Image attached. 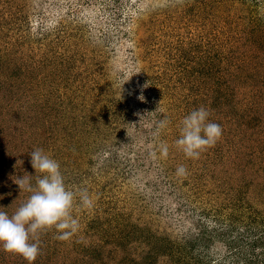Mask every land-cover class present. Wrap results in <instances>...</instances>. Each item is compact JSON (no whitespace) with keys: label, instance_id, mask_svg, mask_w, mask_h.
Segmentation results:
<instances>
[{"label":"rangeland","instance_id":"rangeland-1","mask_svg":"<svg viewBox=\"0 0 264 264\" xmlns=\"http://www.w3.org/2000/svg\"><path fill=\"white\" fill-rule=\"evenodd\" d=\"M262 9L256 0H0V210L11 216L30 195L14 181L31 175L35 185L37 148L93 200L85 208L77 197L69 239L39 234L34 264H247L248 240L233 235L264 226V100L251 93L264 78V39L250 32ZM110 27L116 44L98 60L91 47ZM216 89L229 96L221 110ZM200 107L223 131L192 160L176 141ZM0 264L28 261L0 248Z\"/></svg>","mask_w":264,"mask_h":264},{"label":"clouds","instance_id":"clouds-1","mask_svg":"<svg viewBox=\"0 0 264 264\" xmlns=\"http://www.w3.org/2000/svg\"><path fill=\"white\" fill-rule=\"evenodd\" d=\"M144 87H147V84ZM209 116V111L200 107L182 119L180 137L176 145L186 158L199 159L204 151L215 146L221 138V125L210 121ZM166 126V120L160 121L158 131ZM162 151L167 155V146H164ZM30 155L32 167L39 175L35 185L31 175L21 176L14 181L20 191L30 195L11 216L0 210V248L19 254L28 264H34L41 252L39 234L55 228L60 233L58 239H69L78 229V221L72 216L77 197L85 208H91L93 200L86 188H68L59 162L42 149H34ZM176 173L178 176H186L187 169L181 165L176 169Z\"/></svg>","mask_w":264,"mask_h":264},{"label":"trees","instance_id":"trees-1","mask_svg":"<svg viewBox=\"0 0 264 264\" xmlns=\"http://www.w3.org/2000/svg\"><path fill=\"white\" fill-rule=\"evenodd\" d=\"M256 1H261L263 3V9L261 10L262 14L259 16L260 17L259 20L255 19L256 21H259V22H257V26L253 25L250 28V32L251 31L259 32V33L262 34L261 38L264 39V0H256ZM153 14H154V12H153ZM111 18H112V16H111ZM59 21H61V18H60ZM108 25L109 24H105V28ZM111 27H113V26L111 25ZM111 27H110V30H105L104 31V34L106 32L108 33L107 36L104 37L103 36L104 34L101 33L102 36L99 35L98 38L94 39V40L98 39L97 45H92V47H91L92 50H90V52H91V55L93 57L94 56L97 57L98 60L102 56L101 55L102 51H101V48H100L102 45H105L104 48L106 49V51H108V54H109V52L114 49L113 45L116 44V41L113 40V36H115L113 34L114 33L113 29H115V28L113 27V29H112ZM105 28H103V30ZM99 32H101V31L99 30ZM99 41H103L102 44L98 45ZM263 45H264V40H263L262 46ZM86 53H88V52H81L80 53L81 55L78 54V56H81V57L85 56ZM115 53H116V50H115ZM89 57H91V56H89ZM110 57L114 58V57H116V55L115 56H110ZM89 61H93V60H89ZM205 62H208V61H205ZM203 65L206 68L207 67L210 68V70L214 68L211 63H206V64H203ZM31 68H32V66H31ZM124 75L125 74L122 72L121 76H124ZM208 75H210V74H208ZM215 75H216V73L211 74L210 75L211 76L210 79H215V81H216L218 78L213 77ZM217 81H219V80H217ZM215 91H216V94H215V97H216V99H215V108L218 107L219 110H221L220 106L223 104V102H225L228 99L227 97H229V96H227V94L222 92V90H217L216 89ZM251 93H252L253 96H255V97L258 96V98H261L262 100H264V78L260 77V81H258L256 79L255 86L253 88V91H251ZM253 104H254V102H253ZM233 106L234 105H232V108H233ZM220 112L222 113V111H220ZM127 113L130 114V117H131V115H133V113H131V111H127ZM236 118H237V116H236ZM126 122L127 121H125L124 123H126ZM162 174H165V175L163 176ZM161 175L162 176L160 178L164 179L163 188H168V187L172 186V184L168 180V177L169 176L171 177L172 174H169V173H166V171H163V172H161ZM164 177H167V178H164ZM165 183H168V184H165ZM169 192H171V191H169ZM179 193H180V203H179V206L177 207V211H181V210H178V209H180V207H182L184 205V202H185L184 199H185V195H186L184 191H180ZM184 208H185V206H184ZM262 223L263 222H261V225H262ZM259 225H257V226H259ZM92 227H94V226H92ZM245 227L246 228H244L243 231L237 230L236 234L233 235V239H234L233 241H236V242L240 241L241 244L243 242V245H240V246L244 247V244H245L244 240H246V239L248 240V244H247L246 250H244V253L242 255V257L245 259V261H247V264H264V226L255 227L253 229L252 228L248 229L247 225ZM199 231L197 232V234L199 233ZM221 241L225 242L223 240H221ZM172 246H173V244H171V246L167 245V249H168L169 253L170 252H175V250H171Z\"/></svg>","mask_w":264,"mask_h":264}]
</instances>
